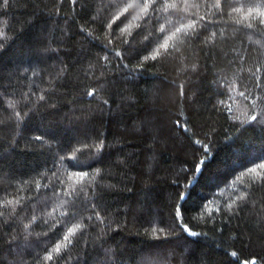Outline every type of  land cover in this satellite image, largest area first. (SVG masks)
<instances>
[{
  "label": "trees",
  "instance_id": "1",
  "mask_svg": "<svg viewBox=\"0 0 264 264\" xmlns=\"http://www.w3.org/2000/svg\"><path fill=\"white\" fill-rule=\"evenodd\" d=\"M261 13L0 0V264H264Z\"/></svg>",
  "mask_w": 264,
  "mask_h": 264
},
{
  "label": "snow or ice",
  "instance_id": "2",
  "mask_svg": "<svg viewBox=\"0 0 264 264\" xmlns=\"http://www.w3.org/2000/svg\"><path fill=\"white\" fill-rule=\"evenodd\" d=\"M4 2L7 3V0H4ZM131 6H132L131 4L128 5V7H131ZM124 11L127 12V11H128V8L126 7V8L124 9ZM261 15H264V13H261ZM177 31H180V29H177ZM0 35H2V33H0ZM165 46H166V45H165ZM253 119H254V118H253ZM253 171H254V170H253ZM70 231H72V230H70ZM193 234H194V233H193ZM64 239L67 240L68 237L65 236ZM56 251H59V247H57ZM49 258H50V257H49Z\"/></svg>",
  "mask_w": 264,
  "mask_h": 264
}]
</instances>
